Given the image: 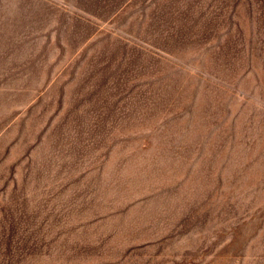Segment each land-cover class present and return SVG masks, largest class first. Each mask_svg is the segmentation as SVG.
Here are the masks:
<instances>
[{
    "label": "rangeland",
    "instance_id": "rangeland-1",
    "mask_svg": "<svg viewBox=\"0 0 264 264\" xmlns=\"http://www.w3.org/2000/svg\"><path fill=\"white\" fill-rule=\"evenodd\" d=\"M125 7L0 0V264H264V0Z\"/></svg>",
    "mask_w": 264,
    "mask_h": 264
},
{
    "label": "crops",
    "instance_id": "crops-1",
    "mask_svg": "<svg viewBox=\"0 0 264 264\" xmlns=\"http://www.w3.org/2000/svg\"><path fill=\"white\" fill-rule=\"evenodd\" d=\"M105 2L108 5H112V12L132 10L131 8L125 7L127 4H145V11H152L154 13V18L159 21L162 18V16L160 15L161 12L164 11L166 13H169L174 3L185 5L187 3V0H105ZM95 19H97L96 16H93L83 7H79L77 5V23L68 22L66 24L64 22L62 23V25L58 24L57 35L52 32L54 31L52 26L48 27V29L46 30L41 29L40 32L42 34L26 36V44L28 45L26 49L27 51H32V53L36 51L37 53L42 54L41 57L46 55L44 56L45 60H42L43 66L39 64H37L36 66L37 69H42L41 71L37 72V75H56L64 77L67 74L65 72L67 60L69 59L70 62H74L77 61V59L81 58V55H78L77 57V44L93 42V40H95V38L97 37L96 32L94 31V27H97V22H95ZM88 28H91V32L83 36L82 32H86ZM71 38H73V42L71 41ZM59 45H63V49H60ZM61 52L63 53V56H60L61 58H55V56L53 55L54 53ZM96 55L97 53H95L94 51H90L89 55L85 57L87 59H94L97 58ZM41 57L33 58L40 59ZM33 58L30 60L33 61ZM49 69H51L52 71H48ZM69 75H77V72H70ZM31 88L26 87V90H30Z\"/></svg>",
    "mask_w": 264,
    "mask_h": 264
}]
</instances>
